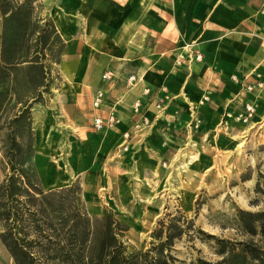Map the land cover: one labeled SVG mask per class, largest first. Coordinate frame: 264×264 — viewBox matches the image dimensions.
<instances>
[{
  "label": "crops",
  "instance_id": "0c3cea01",
  "mask_svg": "<svg viewBox=\"0 0 264 264\" xmlns=\"http://www.w3.org/2000/svg\"><path fill=\"white\" fill-rule=\"evenodd\" d=\"M45 1L65 43L63 81L45 119L55 118L61 131L76 137L80 151L66 155L68 160H94V174L102 175L100 162L109 164L125 143L142 157L166 154L183 138H193V126L200 144L211 148L225 137L235 145L249 142L264 129V90H242L249 75V83L256 74L264 82V0ZM106 72L113 74L109 82L102 80ZM131 76L135 82L128 88ZM99 90L104 105L93 110ZM244 103L256 107L251 122L223 125L224 116L237 115ZM109 112L118 124L95 131L93 118Z\"/></svg>",
  "mask_w": 264,
  "mask_h": 264
},
{
  "label": "trees",
  "instance_id": "16d2710c",
  "mask_svg": "<svg viewBox=\"0 0 264 264\" xmlns=\"http://www.w3.org/2000/svg\"><path fill=\"white\" fill-rule=\"evenodd\" d=\"M39 0H0V243L13 264H173L189 225L159 222L145 251L125 245L128 226L89 215L79 183L46 190L36 163L32 111L61 83L65 43ZM242 240L215 241L216 263L264 264V210H237Z\"/></svg>",
  "mask_w": 264,
  "mask_h": 264
},
{
  "label": "rangeland",
  "instance_id": "374dc122",
  "mask_svg": "<svg viewBox=\"0 0 264 264\" xmlns=\"http://www.w3.org/2000/svg\"><path fill=\"white\" fill-rule=\"evenodd\" d=\"M39 1L42 15L55 25L51 7L47 1ZM58 71L62 82L60 66ZM50 101L32 111L39 153L36 163L41 169L43 187L49 191L79 183L89 215L103 217L111 212L128 226L123 237L126 246L140 251L149 249L155 243L152 235L159 222L181 216L191 225L175 243L173 264H195L199 259L216 263L220 258L215 241L200 232L220 240L240 241L236 211L264 210V129L249 142L235 145L225 137L221 145L211 148V144H200L193 126V138H183L167 148L166 154L161 151L162 154L142 157H138L141 151L137 153V148L124 152L119 146L109 164L100 162L104 173L95 175L94 160H68L66 155L79 152L80 147L75 136L61 131L55 118L46 122L45 110ZM194 150L200 152L199 162L184 173L179 169V160ZM0 264H13L1 243Z\"/></svg>",
  "mask_w": 264,
  "mask_h": 264
},
{
  "label": "built area",
  "instance_id": "2783aa9c",
  "mask_svg": "<svg viewBox=\"0 0 264 264\" xmlns=\"http://www.w3.org/2000/svg\"><path fill=\"white\" fill-rule=\"evenodd\" d=\"M196 60H201L202 56L201 55H196L195 56ZM250 75L247 76L243 83V91L245 94H253L256 92H262L264 90V82L262 81V76L261 74H256L255 79H253V82L249 83L247 80L250 79ZM113 78V74L111 72H106L102 76V80L105 82L111 81ZM233 81L238 82L235 78H232ZM135 82V77L131 76L128 81H127V87L130 88L133 83ZM146 93H148V90H146ZM104 100H105V94L102 90H99L95 93L91 106L93 110H100L101 107L104 105ZM139 108V104H136L134 107V112L137 113ZM255 110L256 107L253 103H244L242 110L235 116L232 114H226L223 118V125L227 126L228 120L235 121L236 123L243 124V125H248L251 120L253 119L255 115ZM146 123V122H145ZM118 124V120L115 117L113 112L107 113L106 117L103 115H97L93 118L92 122V127L95 131H104V130H110L114 128ZM199 124L198 121H196L195 125ZM136 131H140L141 126L136 125L134 128ZM125 140L129 139V135L125 134L124 136ZM122 149L124 152L128 150V145L125 143L122 145Z\"/></svg>",
  "mask_w": 264,
  "mask_h": 264
},
{
  "label": "bare ground",
  "instance_id": "6f19581e",
  "mask_svg": "<svg viewBox=\"0 0 264 264\" xmlns=\"http://www.w3.org/2000/svg\"><path fill=\"white\" fill-rule=\"evenodd\" d=\"M192 147L194 148L195 146L193 145ZM199 159H200V152L198 150L197 151L194 150L193 153H186L179 160V169L182 170V171L184 170L183 172L185 173V171L191 169L192 167H195L196 164L199 162Z\"/></svg>",
  "mask_w": 264,
  "mask_h": 264
}]
</instances>
